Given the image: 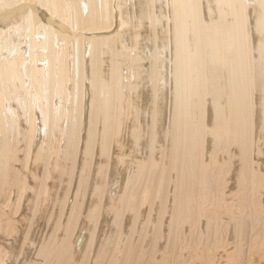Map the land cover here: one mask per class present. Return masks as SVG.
<instances>
[{
    "label": "bare ground",
    "instance_id": "bare-ground-1",
    "mask_svg": "<svg viewBox=\"0 0 264 264\" xmlns=\"http://www.w3.org/2000/svg\"><path fill=\"white\" fill-rule=\"evenodd\" d=\"M0 264H264V0H0Z\"/></svg>",
    "mask_w": 264,
    "mask_h": 264
},
{
    "label": "rangeland",
    "instance_id": "rangeland-1",
    "mask_svg": "<svg viewBox=\"0 0 264 264\" xmlns=\"http://www.w3.org/2000/svg\"><path fill=\"white\" fill-rule=\"evenodd\" d=\"M117 24H118V21H117ZM118 27H119V25H118ZM87 54H88V52H87ZM108 241H109V240H108ZM103 247H104V246H103ZM103 247H102V248H103Z\"/></svg>",
    "mask_w": 264,
    "mask_h": 264
}]
</instances>
